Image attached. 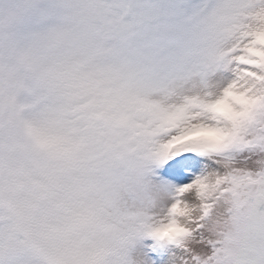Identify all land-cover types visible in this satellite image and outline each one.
<instances>
[{
    "label": "snow or ice",
    "instance_id": "1",
    "mask_svg": "<svg viewBox=\"0 0 264 264\" xmlns=\"http://www.w3.org/2000/svg\"><path fill=\"white\" fill-rule=\"evenodd\" d=\"M0 34L55 105L13 112L38 177L0 133V264H264V0H24Z\"/></svg>",
    "mask_w": 264,
    "mask_h": 264
},
{
    "label": "rangeland",
    "instance_id": "2",
    "mask_svg": "<svg viewBox=\"0 0 264 264\" xmlns=\"http://www.w3.org/2000/svg\"><path fill=\"white\" fill-rule=\"evenodd\" d=\"M23 2L17 4L15 3L14 0H0V13L7 12L9 9L15 8L16 6L21 5ZM249 15H251V13H249ZM253 19H255V17H253ZM40 34L41 33L38 32L35 34L34 37H32V40L30 44L28 45V47L32 46L33 44H38L43 39V37L40 36ZM3 41L4 39L0 35V46L3 45ZM3 78H4V75L0 73V88L5 89ZM9 107L11 109L10 104H9ZM54 108H55V105L52 102L46 104L45 106V109H51V112L54 111ZM8 114L9 116H8L7 125H9L10 130L7 132V135L14 138L16 141L20 143V144L19 143L16 144L17 148H15L14 152H12L11 158L13 159L14 164L18 168L30 169L33 176L38 177L42 171L53 166L52 162H49L41 158H37L28 152L27 148L25 147L26 140H23L22 136L18 132L16 124H14V116L12 114V111H9ZM40 115L41 114H39V116ZM49 116L50 114L46 115V117H44L43 119L48 118ZM2 127H4V129H7V126L4 123ZM104 130H105V126L99 129L100 133H102ZM0 133H3V130H0Z\"/></svg>",
    "mask_w": 264,
    "mask_h": 264
}]
</instances>
